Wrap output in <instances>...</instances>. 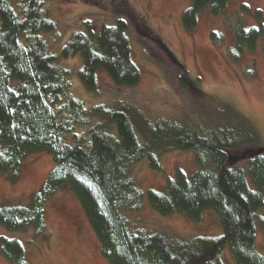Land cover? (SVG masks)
<instances>
[{
	"label": "trees",
	"instance_id": "trees-1",
	"mask_svg": "<svg viewBox=\"0 0 264 264\" xmlns=\"http://www.w3.org/2000/svg\"><path fill=\"white\" fill-rule=\"evenodd\" d=\"M227 2L191 0L182 12L183 28L194 29L202 9L215 15ZM255 13L261 17L260 10ZM83 24L85 31H73L54 54L43 34L57 24L43 2L18 0L14 6L0 0V172L14 183L28 154L46 151L54 161L28 203L0 205V225L10 231L31 226L39 235L45 202L57 190H67L78 199L110 264H225L226 247L236 264H264V255L254 249L255 215L264 206V149L251 147L257 139L253 124L224 102L202 125L151 121L117 102L86 108L70 92V71L61 58L80 55L77 78L89 93L97 92L100 71L115 86L133 87L141 70L132 60L124 20L97 32L91 21ZM260 34L264 24L236 29L235 50L253 46ZM182 70L186 83L181 85H187ZM171 149L192 151L196 168L190 176L176 168L163 191L149 188L150 207L161 215L179 211L192 221L215 209L221 235L174 240L130 227L124 211L138 207L141 197L130 166L147 157L149 166L159 169L158 155ZM260 225L264 228V218ZM0 255L11 264H28L16 238L0 236Z\"/></svg>",
	"mask_w": 264,
	"mask_h": 264
},
{
	"label": "rangeland",
	"instance_id": "rangeland-1",
	"mask_svg": "<svg viewBox=\"0 0 264 264\" xmlns=\"http://www.w3.org/2000/svg\"><path fill=\"white\" fill-rule=\"evenodd\" d=\"M14 6L18 0H10ZM56 29L44 33L49 49L59 54L73 31H85L84 21H91L97 32L102 25L126 23L132 60L141 70L133 87L115 86L105 71L98 72L97 92H87L77 78L80 55L61 58L59 63L70 71V92L86 108L96 103L128 104L145 118L162 121L204 124L224 102L250 121L257 139L255 149H264V34L253 46L235 50V30L264 24V0H228L224 9L213 15L208 8L198 14L192 30L182 26V12L191 0H41ZM245 5L248 10L242 9ZM260 10L261 17L256 16ZM162 45V46H161ZM185 69L186 83L181 80ZM69 141L72 140L68 136ZM159 169L149 166L147 157L130 166V175L140 192L138 207L124 215L133 230L159 232L174 240L198 236L216 237L222 228L215 209H205L199 221H192L179 211L161 215L147 200L149 188L163 191L168 178L180 168L190 176L196 168L194 153L171 149L158 155ZM54 161L46 151L28 154L22 161L19 178L11 183L0 172V205L25 204L39 189ZM247 185L254 183L245 171ZM44 229L39 235L29 226L10 231L0 225V236L16 238L23 247L28 264H110L100 250L82 207L74 194L57 190L44 204ZM264 206L255 215L254 249L264 255ZM225 264H236L228 247L223 252ZM0 264H11L0 255Z\"/></svg>",
	"mask_w": 264,
	"mask_h": 264
}]
</instances>
